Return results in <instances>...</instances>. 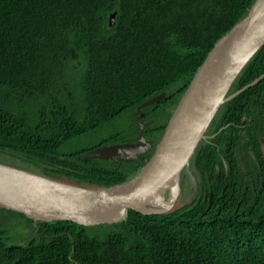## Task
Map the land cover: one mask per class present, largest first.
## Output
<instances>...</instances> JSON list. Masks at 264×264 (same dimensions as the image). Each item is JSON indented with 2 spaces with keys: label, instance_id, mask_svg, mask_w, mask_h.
<instances>
[{
  "label": "trees",
  "instance_id": "16d2710c",
  "mask_svg": "<svg viewBox=\"0 0 264 264\" xmlns=\"http://www.w3.org/2000/svg\"><path fill=\"white\" fill-rule=\"evenodd\" d=\"M255 2L0 0V155L16 160L0 162L92 189L130 180L153 157L209 53ZM262 75L264 47L229 95ZM162 94L141 111V121L154 120L145 130L149 153L122 164L86 159L139 135L134 114ZM263 94L264 79L221 107L206 133L212 138L190 163L201 177L191 203L160 216L130 211L120 223L95 227H35L0 208V264H264V160L251 145L254 125L242 121L259 118L254 108ZM126 115L127 134L76 145ZM240 139L248 145L237 153Z\"/></svg>",
  "mask_w": 264,
  "mask_h": 264
},
{
  "label": "water",
  "instance_id": "95a60500",
  "mask_svg": "<svg viewBox=\"0 0 264 264\" xmlns=\"http://www.w3.org/2000/svg\"><path fill=\"white\" fill-rule=\"evenodd\" d=\"M115 14L110 17L113 26ZM264 47V0H256L247 17L226 34L198 69L178 103L150 161L130 180L108 188L92 189L0 162V208L25 215L35 224L73 222L95 227L124 221L130 211L144 216L169 214L181 193L184 174L221 107L259 84L264 75L229 95L236 79ZM165 98L148 100L141 111ZM135 143L104 146L86 159L122 164L149 153L147 125L139 122ZM213 195L210 196V204Z\"/></svg>",
  "mask_w": 264,
  "mask_h": 264
},
{
  "label": "flooded vegetation",
  "instance_id": "af4514ba",
  "mask_svg": "<svg viewBox=\"0 0 264 264\" xmlns=\"http://www.w3.org/2000/svg\"><path fill=\"white\" fill-rule=\"evenodd\" d=\"M259 102L260 103V106L259 107H255L254 108V111L256 112V115L259 117V118H256L254 121L253 118H250V119H247L245 116L242 118L243 120V124L246 122V120H249V124H253L254 127H255V131H253V139L251 138V145L253 143H257L260 147V150H261V154H262V160H264V94L259 98ZM142 115V112L140 114V116ZM136 116V115H135ZM140 116H139V122L147 125V127L144 129V136H145V130L146 129H149L151 128V126L153 125L154 123V120L153 119H147L145 118L143 121L140 120ZM138 125V124H137ZM244 127L246 125H243ZM241 128V127H240ZM210 129V128H209ZM242 129V128H241ZM138 130H139V125H138ZM241 135H243V132H240ZM140 136V130H139V135H137L136 137H133V138H130L129 139V142L130 143H135L137 142V138H139ZM146 137V136H145ZM209 138H212V136H206V139L205 140H208ZM146 140L151 142L147 137H146ZM128 142V143H129ZM248 145L247 144V141L245 139H240V145L237 147V153H240L241 151H243V149L245 148V146ZM152 146H153V143H152ZM255 157V156H253ZM264 167V163L262 165ZM190 172L185 174L184 175V178H182V182H181V193H180V196L178 198V201H177V205L178 203H183V196L181 195L182 194V191H187L189 192L186 187H185V181H191V189H190V195L188 197V199L190 200V202H192L198 195V192L200 191V183H201V177L199 175V173L196 171L195 168H193V166L190 167ZM262 174H264L263 171H261ZM188 176H190V178H188ZM186 205V204H185ZM35 227H37L38 224H33ZM26 226V225H25ZM27 228L31 229L29 226H26ZM48 232V230L45 231V235H42L39 237L40 241L43 243L44 240L46 239H49V237L46 235V233ZM39 235V231L36 233ZM23 240H26L25 243H28L29 240L31 239H28L27 238H23Z\"/></svg>",
  "mask_w": 264,
  "mask_h": 264
},
{
  "label": "rangeland",
  "instance_id": "374dc122",
  "mask_svg": "<svg viewBox=\"0 0 264 264\" xmlns=\"http://www.w3.org/2000/svg\"><path fill=\"white\" fill-rule=\"evenodd\" d=\"M129 130H131V118L129 117V115H126V116H123L122 118L114 121V123H111L109 126L104 128L98 134H96L92 137L85 138V139L77 142L76 145L78 146V148H85V147L93 146V145L98 144L100 141L109 139L110 137H117V136L121 137L122 135L127 134V132ZM122 144H124V143H122ZM109 146H111V145H109ZM0 158L3 160L16 162L15 159H13L12 157L6 156V155H0ZM34 172H36L38 174H43L40 170H37V169ZM189 172H190V170H189ZM188 178H190V176H188ZM68 182L70 183V181H68ZM185 187L189 192L182 191L181 195L183 196V203H181V205L191 203L190 200L188 199V197L190 195L191 181H185ZM21 230L23 231L24 228H17L15 231H16V233H20Z\"/></svg>",
  "mask_w": 264,
  "mask_h": 264
},
{
  "label": "clouds",
  "instance_id": "9594fccd",
  "mask_svg": "<svg viewBox=\"0 0 264 264\" xmlns=\"http://www.w3.org/2000/svg\"><path fill=\"white\" fill-rule=\"evenodd\" d=\"M159 96V95H158ZM157 97V96H156ZM136 115V114H135ZM190 169V168H189ZM189 173V172H188ZM185 175V174H184Z\"/></svg>",
  "mask_w": 264,
  "mask_h": 264
}]
</instances>
